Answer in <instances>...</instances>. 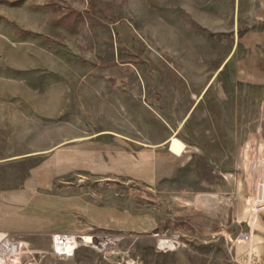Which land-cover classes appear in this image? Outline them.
<instances>
[{"label": "rangeland", "instance_id": "obj_1", "mask_svg": "<svg viewBox=\"0 0 264 264\" xmlns=\"http://www.w3.org/2000/svg\"><path fill=\"white\" fill-rule=\"evenodd\" d=\"M263 94L264 0H0V233L22 264H264Z\"/></svg>", "mask_w": 264, "mask_h": 264}, {"label": "built area", "instance_id": "obj_2", "mask_svg": "<svg viewBox=\"0 0 264 264\" xmlns=\"http://www.w3.org/2000/svg\"><path fill=\"white\" fill-rule=\"evenodd\" d=\"M264 94L260 96L259 102L263 101ZM71 237L78 238L79 236H69L66 234H57L54 236V244L56 253L59 256L72 257L76 251L84 246L82 243L75 244ZM94 238L92 242L94 243ZM96 244H90L85 246H95ZM100 245V244H97ZM23 246L21 243L15 241L10 235L6 233H0V264H22Z\"/></svg>", "mask_w": 264, "mask_h": 264}, {"label": "bare ground", "instance_id": "obj_3", "mask_svg": "<svg viewBox=\"0 0 264 264\" xmlns=\"http://www.w3.org/2000/svg\"><path fill=\"white\" fill-rule=\"evenodd\" d=\"M183 149V144L178 140V139H173L172 140V144H171V150L175 151L176 153H180L181 150ZM71 240L75 243V244H79L81 242L84 243H92V240L90 238V236H84L82 239L80 238H76V237H71ZM108 243V241H103L102 243H100V245H96L95 247L97 248H104L105 245ZM168 245L170 248H172V242L171 241H166V243H164V245Z\"/></svg>", "mask_w": 264, "mask_h": 264}, {"label": "crops", "instance_id": "obj_4", "mask_svg": "<svg viewBox=\"0 0 264 264\" xmlns=\"http://www.w3.org/2000/svg\"><path fill=\"white\" fill-rule=\"evenodd\" d=\"M259 104L261 105V107H260V113L262 115H264V99H263V101H260ZM263 147H264V144H262V148Z\"/></svg>", "mask_w": 264, "mask_h": 264}]
</instances>
